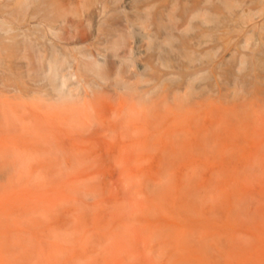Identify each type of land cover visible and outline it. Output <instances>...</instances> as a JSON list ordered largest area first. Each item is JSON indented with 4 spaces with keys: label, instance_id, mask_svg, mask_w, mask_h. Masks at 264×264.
<instances>
[{
    "label": "rangeland",
    "instance_id": "374dc122",
    "mask_svg": "<svg viewBox=\"0 0 264 264\" xmlns=\"http://www.w3.org/2000/svg\"><path fill=\"white\" fill-rule=\"evenodd\" d=\"M18 1L0 7V261L264 264L263 230L219 240L246 242L264 198V0H52L51 26ZM172 229L207 238L187 252Z\"/></svg>",
    "mask_w": 264,
    "mask_h": 264
},
{
    "label": "bare ground",
    "instance_id": "6f19581e",
    "mask_svg": "<svg viewBox=\"0 0 264 264\" xmlns=\"http://www.w3.org/2000/svg\"><path fill=\"white\" fill-rule=\"evenodd\" d=\"M12 0H3L1 3H0V7H4V6H8L10 3H12L11 2ZM9 2V3H8ZM8 3V4H7ZM14 4H16V5H14V7H12L11 8V12L13 13V12H17L18 11V9L19 8H23V9H25V7H29L30 5H33V14H32V16L33 17H38L37 19H38V21H39V24H46V25H48V26H51V23L54 21V20H56V17H57V15H58V12H57V10L54 8V3H53V1L52 0H22V1H18L17 3H14ZM39 15V16H38ZM138 15V14H137ZM139 18L141 17L140 15L138 16ZM168 38H169V35H168ZM166 39L167 40V42L171 39V36H170V39ZM50 52H51V55H50V57L48 58V65H47V70L49 71V72H51V76H52V78H53V80H58L59 79V71H60V67H61V63H62V57H60V54H59V51H58V49L55 47V46H51V48H50ZM85 66L86 67H89V68H92V66H91V64L90 63H86L85 64ZM61 83H62V81H61ZM56 88L60 91V88H61V84L60 83H57L56 84ZM200 127V126H199ZM198 127V128H199ZM200 129L203 131V130H205V129H202V127H200ZM160 130H162V129H160ZM159 130V131H160ZM166 130H168L167 128H166ZM180 130H182V129H180ZM158 131V132H159ZM165 131V130H164ZM175 131V130H174ZM202 131H200L199 130V133L200 132H202ZM166 132H168V131H166ZM166 132H163V134L162 135H164V133H166ZM170 132V131H169ZM182 133V132H181ZM181 133H178L177 132V134H181ZM188 134L187 135H189V132H187ZM202 133H204V132H202ZM171 134H172V132H171ZM184 134V133H183ZM182 134V135H183ZM205 134H206V130H205ZM201 133H200V135L198 134V136H200V137H198V142L199 141H201V139H203L204 138V136H202L203 138H201ZM230 135V134H229ZM161 136V135H160ZM170 136H172V135H170ZM184 136H185V134H184ZM183 137V136H182ZM186 137V136H185ZM184 137V138H185ZM160 138V137H159ZM199 138H200V140H199ZM217 138H219V136H217ZM216 138V139H217ZM221 138V137H220ZM219 138V139H220ZM196 139V138H195ZM205 139V138H204ZM182 140L184 141V139L182 138ZM213 140V139H212ZM180 144H181V135H180ZM188 141V140H187ZM186 141V142H187ZM195 141V140H194ZM217 141V140H216ZM163 142H164V140H163ZM163 142H162V144H163ZM196 142V141H195ZM195 142H193V146H194V143ZM168 142H166V144H167ZM175 143V142H174ZM178 143V142H177ZM197 143V142H196ZM165 144V143H164ZM199 144H204V143H199ZM208 144V143H207ZM186 145V144H185ZM195 145H197V144H195ZM213 145V144H212ZM178 146V145H177ZM180 146V145H179ZM189 146H191V145H189ZM210 146V145H209ZM164 147V146H163ZM200 147H202V146H200ZM199 147V148H200ZM210 147H212V146H210ZM219 147V146H218ZM166 148V147H165ZM174 148V147H173ZM173 148H171L172 150H173ZM192 148H195V147H192ZM208 148V147H207ZM214 148V147H213ZM170 149V150H171ZM212 149V148H211ZM166 150V149H165ZM217 150V149H216ZM181 151L182 150H180L179 151V153H181ZM207 151V150H206ZM220 152H222V151H220ZM169 153H170V151H169ZM174 153V152H173ZM183 153V152H182ZM216 153V152H215ZM185 154V153H184ZM212 154V153H211ZM216 154H218V152L216 153ZM188 155V154H187ZM175 157H174V159H169V160H167L166 162H165V166H166V170L165 171H167L166 173H168V170H172L173 168H177L178 166H180V165H184L186 162L185 161H183V157H181L180 156V154H179V156L180 157H178V156H176V154L174 155ZM165 161V160H164ZM184 162V163H183ZM248 162L250 163L251 162V160H248ZM190 163V162H189ZM188 163V164H189ZM245 163H247V162H244L243 163V165L245 164ZM186 165V164H185ZM181 167V166H180ZM182 168V167H181ZM158 186L160 187V188H164L165 186H164V184L163 183H159L158 184ZM164 186V187H163ZM165 189V188H164ZM263 196H264V192H263ZM19 205V204H18ZM16 207V206H15ZM14 208V207H13ZM12 208V209H13ZM17 208V207H16ZM15 208V209H16ZM25 211H27V209L25 210ZM29 211V210H28ZM15 212H13V210H11V209H9L7 212H6V214L11 218V217H13L15 214H14ZM250 214V216H248V218L250 219V221H247L245 224L242 222V227H245L246 225H247V223L250 225V228L248 229V231H246L245 232V235H247L248 237H246L247 238V241L245 242L243 239H241V238H237V237H224V236H222V235H220V241H224L223 243H227V242H230L229 244H233V247H235L236 248V250H242L243 249V247H246V245L245 244H247L248 246L246 247L247 249H249L250 247V242H254L253 241V238H255L254 236H255V233H258V232H260V231H264V219H262L263 217H261V216H263L262 215V213H264V198L263 197H258V199L257 200H254L252 203H250V207L247 209V214ZM5 214V215H6ZM199 216H201V214L199 215ZM259 217H261V218H259ZM262 219V220H261ZM190 220L191 221H194L192 218H190ZM260 220V221H259ZM244 221V220H243ZM195 222V221H194ZM196 222H197V219H196ZM245 222V221H244ZM197 223H201V225H202V221H200V222H197ZM204 226V225H203ZM202 226V227H203ZM207 228L206 227H204V228H202V231H203V233H204V231L206 230ZM200 230V229H199ZM182 232L181 231H178V230H174V229H172L170 232H169V234H168V237H167V239H166V237L164 236V237H162V238H164V241L165 242H168L169 244H176L177 243V241L178 240H184V241H186V242H188V246H189V248H187V252H191L193 249H194V246L196 247V245H199L200 243L201 244H203V243H205L204 242V239L205 238H207V236H205L204 238H198V237H195V232L194 231H192L190 234H189V236H179V234H181ZM184 234V233H183ZM174 235H175V237H174ZM206 241V240H205ZM245 245V246H244ZM245 248V249H246ZM189 249V250H188ZM244 250V249H243ZM245 253L246 254H248L246 251H245ZM193 255V254H192ZM249 256L245 259V262L243 263V264H256L257 262V259H255L254 258V256L253 255H250V254H248ZM194 256H196V261H197V264H207L209 261H210V259L208 258V257H206V256H202V255H198V254H195ZM182 260H183V262H185L184 264H190L191 262H190V260H191V258L189 257V254L187 255V253L185 254V255H183L182 257ZM0 264H3V261H0ZM258 264H261L259 261H258Z\"/></svg>",
    "mask_w": 264,
    "mask_h": 264
}]
</instances>
